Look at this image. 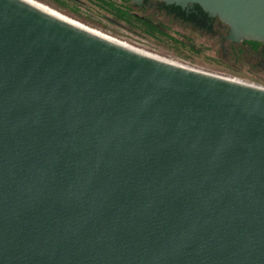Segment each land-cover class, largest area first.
Segmentation results:
<instances>
[{"label":"water","instance_id":"water-1","mask_svg":"<svg viewBox=\"0 0 264 264\" xmlns=\"http://www.w3.org/2000/svg\"><path fill=\"white\" fill-rule=\"evenodd\" d=\"M163 1L264 43V0ZM0 264H264V86L0 0Z\"/></svg>","mask_w":264,"mask_h":264},{"label":"rangeland","instance_id":"rangeland-1","mask_svg":"<svg viewBox=\"0 0 264 264\" xmlns=\"http://www.w3.org/2000/svg\"><path fill=\"white\" fill-rule=\"evenodd\" d=\"M62 13L145 51L212 73L264 86V68L238 54L228 41L186 26L157 9H138L123 0H40ZM127 5L157 26L148 33L139 22L120 18L107 3Z\"/></svg>","mask_w":264,"mask_h":264},{"label":"flooded vegetation","instance_id":"flooded-vegetation-1","mask_svg":"<svg viewBox=\"0 0 264 264\" xmlns=\"http://www.w3.org/2000/svg\"><path fill=\"white\" fill-rule=\"evenodd\" d=\"M138 9H157L165 12L174 20L206 32L218 35L221 40L228 41L238 54H244L248 58L255 59L260 68H264V43L261 41L243 39L232 41L228 39L229 25L223 22L218 16H210L202 7L195 3H190L186 7L175 4H166L163 0H142L141 3L127 0Z\"/></svg>","mask_w":264,"mask_h":264},{"label":"trees","instance_id":"trees-1","mask_svg":"<svg viewBox=\"0 0 264 264\" xmlns=\"http://www.w3.org/2000/svg\"><path fill=\"white\" fill-rule=\"evenodd\" d=\"M123 1L127 3V0H123ZM106 3L109 6H111V9H114L117 12V15L120 18L125 19L129 22H134V21L136 22L137 21V22L141 23L148 33L153 34L156 30H158L157 26L154 25L149 19H147L144 16L138 15L136 12L131 10L130 7L127 6L126 4L121 6L119 4H116L114 1H112V2L106 1Z\"/></svg>","mask_w":264,"mask_h":264},{"label":"bare ground","instance_id":"bare-ground-1","mask_svg":"<svg viewBox=\"0 0 264 264\" xmlns=\"http://www.w3.org/2000/svg\"><path fill=\"white\" fill-rule=\"evenodd\" d=\"M38 1L41 2V3H43V4H45V5H47V6H49V7H51V8H53V9H55V10H57L56 8L52 7L51 5H49V4H47V3H44V2H42V1H40V0H38ZM57 11H59V10H57ZM59 12H61V11H59ZM61 13H62V12H61ZM62 14H64V13H62ZM64 15H66V14H64ZM66 16H68V15H66ZM68 17H69V16H68ZM70 18H72V17H70ZM72 19H73V18H72ZM74 20H76V19H74ZM76 21H78V20H76ZM78 22H80V21H78ZM80 23H82V22H80ZM82 24H84V23H82ZM84 25H86V24H84ZM86 26H88V25H86ZM88 27H90V26H88ZM90 28L93 29V30H95V31H97V32H99V33H101V34H103V35H105V36H107V37H109V38H111V39H113V40H116V41H118V42H120V43H123V44L129 45V46L135 47V46H133V45L127 43V42L121 41V40H119V39H117V38H115V37H112V36H110V35H108V34L102 32V31H99L98 29H95V28H92V27H90ZM135 48H138V47H135ZM138 49H140V48H138ZM141 50H143V49H141ZM143 51H145V50H143ZM146 52H148V51H146ZM149 53H151V52H149ZM152 54H154V53H152ZM155 55H157V54H155ZM158 56H160V55H158ZM160 57H162V56H160ZM165 58H166V57H165ZM184 64H185V63H184Z\"/></svg>","mask_w":264,"mask_h":264}]
</instances>
